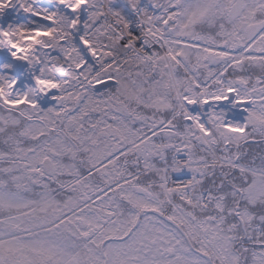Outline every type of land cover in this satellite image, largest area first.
<instances>
[{
  "label": "snow or ice",
  "instance_id": "obj_1",
  "mask_svg": "<svg viewBox=\"0 0 264 264\" xmlns=\"http://www.w3.org/2000/svg\"><path fill=\"white\" fill-rule=\"evenodd\" d=\"M0 264H264V0H0Z\"/></svg>",
  "mask_w": 264,
  "mask_h": 264
}]
</instances>
